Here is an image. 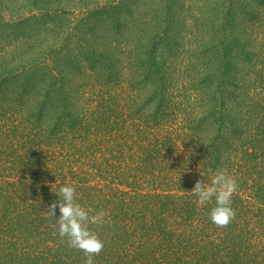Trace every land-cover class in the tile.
Segmentation results:
<instances>
[{"label": "trees", "instance_id": "16d2710c", "mask_svg": "<svg viewBox=\"0 0 264 264\" xmlns=\"http://www.w3.org/2000/svg\"><path fill=\"white\" fill-rule=\"evenodd\" d=\"M0 0V264H264V0ZM236 179L227 228L191 193ZM59 211L57 209V216Z\"/></svg>", "mask_w": 264, "mask_h": 264}, {"label": "clouds", "instance_id": "9594fccd", "mask_svg": "<svg viewBox=\"0 0 264 264\" xmlns=\"http://www.w3.org/2000/svg\"><path fill=\"white\" fill-rule=\"evenodd\" d=\"M238 191L235 178L224 170H218L210 183L197 180L191 193L200 206L215 201L209 213V219L217 228H227L235 219L236 213L231 206L232 197ZM58 200L53 201L45 211L55 218L53 236H59L69 248L83 254L84 264H95L94 257L99 256L104 249V242L90 229V225L102 226L106 221L103 210L90 213L77 202L76 187L69 183L62 184L53 191ZM57 209L59 215L57 216Z\"/></svg>", "mask_w": 264, "mask_h": 264}, {"label": "rangeland", "instance_id": "374dc122", "mask_svg": "<svg viewBox=\"0 0 264 264\" xmlns=\"http://www.w3.org/2000/svg\"><path fill=\"white\" fill-rule=\"evenodd\" d=\"M87 2H89L88 0H85L83 3L86 4Z\"/></svg>", "mask_w": 264, "mask_h": 264}]
</instances>
